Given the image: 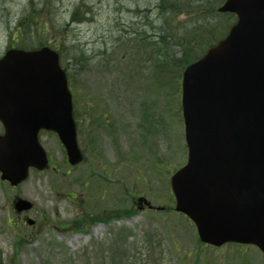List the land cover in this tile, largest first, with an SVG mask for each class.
Returning <instances> with one entry per match:
<instances>
[{"label":"rangeland","instance_id":"obj_1","mask_svg":"<svg viewBox=\"0 0 264 264\" xmlns=\"http://www.w3.org/2000/svg\"><path fill=\"white\" fill-rule=\"evenodd\" d=\"M28 1L0 0V57L8 44V27L23 15ZM80 2L85 5V18L71 22L74 6ZM39 3L42 0H33ZM159 3L53 0L52 11H44V18H52L55 26L46 38L57 46L61 40L67 51L62 58L75 92L81 122L78 144L85 160L70 169L56 138L42 134L40 142L52 165L62 173L71 172H31L14 189L0 182V264H264L255 248L197 245L192 224L181 216L139 209L132 202L130 194L145 197L154 207L172 206L167 183L187 156L177 79L164 87L158 85L154 77L158 46L129 36L144 33L151 40L158 39L154 7ZM170 51L181 55L177 46ZM72 57L75 61H69ZM84 101L92 104L93 114L109 116V131L89 127L84 112L90 106H82ZM80 178L85 190L94 181L91 193H99V198L91 200L89 192L90 197L83 199L81 181L75 182ZM16 196L34 206L24 216L38 226L28 227L22 216L12 212ZM116 202L132 206L134 213L107 223L92 222L84 231L72 230L82 213L94 212L92 206L104 213L109 203ZM9 218L14 224L8 223Z\"/></svg>","mask_w":264,"mask_h":264},{"label":"water","instance_id":"obj_2","mask_svg":"<svg viewBox=\"0 0 264 264\" xmlns=\"http://www.w3.org/2000/svg\"><path fill=\"white\" fill-rule=\"evenodd\" d=\"M219 11L236 24L182 76L189 157L171 179L175 211L201 243L253 245L264 255V0H226ZM0 122L1 180L12 186L29 167L46 168L40 130L58 135L71 165L81 161L67 79L49 48L0 59Z\"/></svg>","mask_w":264,"mask_h":264},{"label":"trees","instance_id":"obj_3","mask_svg":"<svg viewBox=\"0 0 264 264\" xmlns=\"http://www.w3.org/2000/svg\"><path fill=\"white\" fill-rule=\"evenodd\" d=\"M52 1L42 0V3H39L40 7L34 5L33 0L28 1L23 16L16 23V32L12 33L17 40V48L31 49L29 42L34 37L41 40L38 47L40 45L55 47L56 43L52 39L43 41L45 33L54 26L51 19L44 18V11ZM223 1L160 0L159 5L154 7L156 10L155 23L158 24L156 44L159 46V57L154 73L160 82H157L158 85L164 87L171 80L179 77L187 65L225 36L233 22V17L217 13V9ZM78 13L79 11H75L73 19ZM147 23L152 25V21H147ZM134 36L136 35L134 34ZM135 40L145 42L147 38L144 33H140L135 37ZM60 45L64 46L62 41H60ZM172 46L180 48V57L171 53L170 47ZM63 53V56L67 55V51Z\"/></svg>","mask_w":264,"mask_h":264}]
</instances>
